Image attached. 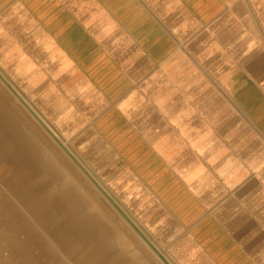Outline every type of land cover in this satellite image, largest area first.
<instances>
[{
	"label": "crops",
	"instance_id": "crops-1",
	"mask_svg": "<svg viewBox=\"0 0 264 264\" xmlns=\"http://www.w3.org/2000/svg\"><path fill=\"white\" fill-rule=\"evenodd\" d=\"M0 68L168 264H264V0H0Z\"/></svg>",
	"mask_w": 264,
	"mask_h": 264
},
{
	"label": "rangeland",
	"instance_id": "rangeland-1",
	"mask_svg": "<svg viewBox=\"0 0 264 264\" xmlns=\"http://www.w3.org/2000/svg\"><path fill=\"white\" fill-rule=\"evenodd\" d=\"M0 76L74 159L0 79V192L37 235L24 264H163L122 213L163 251L159 236L105 167L92 166L79 151L73 129L60 124L14 72L0 68Z\"/></svg>",
	"mask_w": 264,
	"mask_h": 264
},
{
	"label": "bare ground",
	"instance_id": "bare-ground-1",
	"mask_svg": "<svg viewBox=\"0 0 264 264\" xmlns=\"http://www.w3.org/2000/svg\"><path fill=\"white\" fill-rule=\"evenodd\" d=\"M6 129H7V127H6ZM2 132L3 131H1V133ZM14 135H16V134H14ZM7 137H5V138H7ZM5 173L7 174V172H5ZM11 187H13V186H11ZM0 218H1L0 219V264H24L26 258L28 256H32V254L30 252H28V250L31 248V246L34 244V242H36L37 235L35 233V230L32 227H30L29 225H24L25 223L21 221V218L19 217L17 212L13 209V204L11 202H8L5 199V197L2 195L1 192H0ZM101 228H103V227H101ZM109 229H111V228L109 227ZM93 235H95V234H93ZM64 252H65V250H64Z\"/></svg>",
	"mask_w": 264,
	"mask_h": 264
},
{
	"label": "water",
	"instance_id": "water-1",
	"mask_svg": "<svg viewBox=\"0 0 264 264\" xmlns=\"http://www.w3.org/2000/svg\"><path fill=\"white\" fill-rule=\"evenodd\" d=\"M0 79L3 83L11 90V92L21 101V103L27 108V110L41 123L43 128L50 134V136L57 142V144L72 158L71 154L68 152L66 147L52 134V132L37 118L35 113L25 104V102L21 99V97L9 86L6 80L0 76ZM73 159V158H72ZM74 160V159H73ZM77 165L81 168V166L77 163ZM82 169V168H81ZM83 170V169H82ZM84 171V170H83ZM102 191V190H101ZM104 193V192H103ZM110 200V199H109ZM111 201V200H110ZM112 202V201H111ZM113 203V202H112ZM116 207V205L113 203ZM117 208V207H116ZM118 209V208H117ZM119 210V209H118ZM127 222L132 226V228L137 232V234L143 239V241L153 250V252L164 262V264H168L162 257V255L155 249V247L148 241V239L139 231V229L122 213Z\"/></svg>",
	"mask_w": 264,
	"mask_h": 264
}]
</instances>
